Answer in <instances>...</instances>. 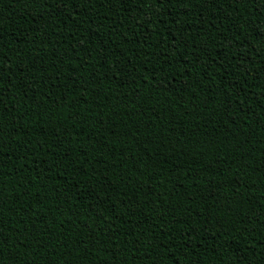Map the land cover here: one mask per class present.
<instances>
[{
    "label": "trees",
    "instance_id": "1",
    "mask_svg": "<svg viewBox=\"0 0 264 264\" xmlns=\"http://www.w3.org/2000/svg\"><path fill=\"white\" fill-rule=\"evenodd\" d=\"M238 7L0 0L4 264H264V0Z\"/></svg>",
    "mask_w": 264,
    "mask_h": 264
},
{
    "label": "snow or ice",
    "instance_id": "2",
    "mask_svg": "<svg viewBox=\"0 0 264 264\" xmlns=\"http://www.w3.org/2000/svg\"><path fill=\"white\" fill-rule=\"evenodd\" d=\"M61 2L64 4L65 8H67V6L72 3V0H61ZM108 3H114L116 2V0H107ZM120 2H122V0H120ZM157 2L163 6V4L165 3V0H157ZM168 3H172V2H175V3H178V4H185V3H190L192 2V0H167ZM232 2L234 4L237 5V11H239V5L240 4H255L257 3V0H232ZM87 3L91 4L93 3V0H87ZM41 6H45V4H41ZM48 7H51V5H47ZM61 9L57 8V11H60ZM257 11H259V9H257ZM157 15H159V13H157ZM207 75V73H206ZM5 77L2 75V65H0V81L4 80ZM4 103L3 101V98L0 97V105H2ZM229 107V105L225 104L224 105V113L222 115V119L224 117H227V116H230V113L227 112V108ZM5 109L4 108H0V112H3ZM240 110H243L242 108ZM232 123H235V121H232ZM225 124H227V120L225 119ZM0 151H2V149H0ZM21 167H23L21 165ZM206 170V169H205ZM8 223H11V221H9ZM4 227V221L2 218H0V264H4V258L7 256V252L5 250V246L8 244V237H5L4 234H3V229ZM111 227V226H109ZM79 241H73L74 244L78 243ZM79 243H82V242H79ZM14 246V245H13ZM65 247H67V245H65ZM137 251H139V249H137ZM70 254V253H69ZM13 264H14V261H13Z\"/></svg>",
    "mask_w": 264,
    "mask_h": 264
}]
</instances>
